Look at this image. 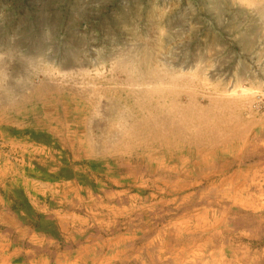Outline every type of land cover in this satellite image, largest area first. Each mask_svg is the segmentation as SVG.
<instances>
[{
	"label": "rangeland",
	"instance_id": "1",
	"mask_svg": "<svg viewBox=\"0 0 264 264\" xmlns=\"http://www.w3.org/2000/svg\"><path fill=\"white\" fill-rule=\"evenodd\" d=\"M263 89L264 0H0V264H264Z\"/></svg>",
	"mask_w": 264,
	"mask_h": 264
},
{
	"label": "bare ground",
	"instance_id": "2",
	"mask_svg": "<svg viewBox=\"0 0 264 264\" xmlns=\"http://www.w3.org/2000/svg\"><path fill=\"white\" fill-rule=\"evenodd\" d=\"M146 60H147V59H146ZM125 61H126V60H125ZM119 62H120V61H119ZM119 62H118V64H119ZM123 62H124V61H123ZM126 62L128 63V61H126ZM133 62H134V61H133ZM148 62H149V61H148ZM174 62H175V61H174ZM174 62H173V63H174ZM143 63H144V62H143ZM118 64H117V65H118ZM124 64H125V63H124ZM131 64H132V63H131ZM119 65H121V62H120ZM128 65H129V64H128ZM129 67H130V66H129ZM131 67H132V65H131ZM134 67H135V66H134ZM138 67H139V66H138ZM138 67H137V68H138ZM146 67H147V66H146ZM169 67H170V66H169ZM117 68H119V67H117ZM125 68H126V67H125ZM143 68H144V67H143ZM129 69H130V68H129ZM149 69H150V68H149ZM136 70H137V69H136ZM138 70H139V69H138ZM138 70H137V71H138ZM140 70H141V69H140ZM119 71H121L122 73L124 72V71H122V70H120V69H119ZM143 72H144V71H143ZM143 72H142V73H143ZM145 72H146V71H145ZM157 72H158V71H157ZM129 73H130V72H129ZM138 73H139V72H138ZM164 73H165V72H164ZM135 74H136V73H135ZM144 74H145V73H144ZM159 74H160V73H159ZM159 74H158L157 76H161V75H159ZM129 75H130V74H129ZM133 75H134V74H133ZM145 75H146V74H145ZM165 75H166V74H165ZM167 75H168V74H167ZM167 75H166V76H167ZM169 75H170V74H169ZM124 76H128V75L125 74ZM138 76H140V74H139ZM142 76H143V75H142ZM147 76H148V75H147ZM157 76H156V77H157ZM162 76H163V75H162ZM170 76L172 77L173 74H171ZM135 77H136V76H135ZM152 77H153V75H152ZM154 77H155V76H154ZM167 77H168V76H167ZM140 78H141V77H139V79H140ZM145 78H146V77H145ZM173 78H174V77H173ZM143 79H144V78H143ZM153 79H154V78H153ZM159 79H160V78H159ZM159 79H158V80H159ZM124 80H125V79H124ZM140 80H141V79H140ZM161 80H163V79H161ZM161 80H160V82H161ZM167 80H168V79H167ZM120 81H121V80H120ZM145 81H146V80H145ZM174 81H175V79H174ZM131 82H132V81H131ZM133 82H134V81H133ZM143 82H144V81H142L141 85H140V84H139V85L142 86V85L144 84ZM148 82H149V81H148ZM148 82H145V83H148ZM150 82H151V81H150ZM119 83H120V82H119ZM135 83H136V81H135ZM155 83H156V81H155ZM161 83H162V82H161ZM124 84H125V86H126V83H124ZM124 84H123V85H124ZM127 84H128V83H127ZM129 84H130V83H129ZM131 84H132V83H131ZM131 84H130V85H131ZM133 84H134V83H133ZM137 84H138V82H137ZM158 84H160V83H158ZM164 84H165V83H164ZM168 84H169V83H168ZM134 85H136V84H134ZM154 85H155V84H154ZM161 85H163V84H161ZM165 85H166V84H165ZM146 86H147V85H146ZM149 86H150V84H149ZM168 86H169V85H168ZM168 86H166V87H168ZM142 87H143V86H142ZM142 87H141V88H142ZM151 87H152V86H151ZM154 87H156V86H154ZM134 89H138V88H134ZM139 89H140V88H139ZM143 89H144V88H143ZM148 89H149V87H148ZM155 89H156V88H155ZM157 89H158V88H157ZM127 90H128V89H127ZM8 91H9V90H8ZM141 91H142V90H141ZM144 91H145V89H144ZM147 91H148V90H147ZM156 91H157V90H156ZM158 91H161V90H158ZM175 91H176V90H175ZM9 92H10V91H9ZM11 92H12V91H11ZM173 92H174V91H173ZM6 93H7V92H6ZM131 93H132V90H131ZM138 93H139V92H138ZM157 93H159V92H157ZM127 94H128V93H127ZM133 94H134V93H133ZM141 94H142V92H141ZM145 94H146V93H145ZM150 94H151V93H150ZM150 94H148V95H150ZM125 95H126V94H125ZM134 95H135V94H134ZM139 95H140V94H139ZM139 95H138V96H139ZM142 95H143V94H142ZM157 95H158V94H157ZM167 95H168V94H167ZM180 96H181V95H180ZM136 97H137V95H136ZM140 97H141V96H140ZM163 97H164V96H163ZM185 97H186V96H185ZM185 97H184V98H185ZM187 97H188V96H187ZM132 98H133V97H132ZM149 98H150V97H149ZM155 98H156V97H155ZM155 98H154V99H155ZM165 98H166V96H165ZM127 99H128V98H127ZM129 99H130V98H129ZM135 99H137V98H135ZM147 99H148V98H147ZM147 99H146V100H147ZM160 99H161V98H160ZM193 99H194V98H193ZM132 100H133V99H132ZM146 100H145V101H146ZM149 100H150V99H148V102H150ZM155 100H156V99H155ZM161 100L163 101V99H161ZM170 100H171V99H170ZM172 100H174V99L172 98ZM191 100H192V99H191ZM135 101H136V100H135ZM141 101H142V100H141ZM141 101H140V103H141ZM143 101H144V100H143ZM185 101H186V100H185ZM180 102H181V100H180ZM188 102H189V101H188ZM188 102H187V103H188ZM140 103H139V104H140ZM144 103H146V102H144ZM178 103H179V102H178ZM124 104H125V103H124ZM133 104H134V103H133ZM136 104H137V103H136ZM139 104H138V105H139ZM184 104H186V102H185ZM192 104H193V103H192ZM145 105H146V104H145ZM159 105H160V104H159ZM159 105H158V106H159ZM165 105H166V104H165ZM190 105H191V104H190ZM143 106H144V105H143ZM147 106H148V105H147ZM150 106H151V103H150ZM160 106H161V105H160ZM166 106H167V105H166ZM166 106H165V107H166ZM179 106H180V105H179ZM186 106H187V105H186ZM188 106H189V105H188ZM193 106H194V105H193ZM126 107H127V106H126ZM136 107H137V106H136ZM136 107H135V109H136ZM161 107H162V106H161ZM167 107H168V106H167ZM176 107H177V106H176ZM194 107H195V106H194ZM117 108H119V107H117ZM137 108H138V107H137ZM145 108H146V106H145ZM155 108H156V107H155ZM155 108H154V109H155ZM158 108H159V107H158ZM177 108H179V107H177ZM181 108H182V107H181ZM183 108H184V107H183ZM143 109H144V108H143ZM185 109H186V108H185ZM190 109H191V108H190ZM196 109H197V108H196ZM196 109H195V111H196ZM119 110H120V108H119ZM129 110H130V109H129ZM131 110H132V109H131ZM139 110H142V109L139 108ZM146 110H147V109H146ZM146 110H145V111H146ZM148 110H149V109H148ZM164 110H165V109H164ZM178 110H179V109H178ZM178 110H177V111H178ZM182 110H183V109H182ZM197 110H198V109H197ZM142 111H143V110H142ZM149 111H150V110H149ZM149 111H148V112H149ZM191 111H192V110H191ZM199 111H200V110H199ZM128 112H130V111H128ZM162 112H165V111H162ZM122 113H123V112H122ZM124 113H125V112H124ZM131 113H132V111H131ZM131 113H129V114H131ZM141 113H142V112H141ZM153 113H154V112H153ZM157 113H158V112H157ZM159 113H160V112H159ZM185 113H186V112H185ZM192 113H193V111H192ZM198 113H199V112H198ZM200 113H201V112H200ZM135 114H136V112H135L134 114H132V115H135ZM149 114L151 115L152 113L150 112ZM155 114H156V111H155ZM161 114H162V113H161ZM166 114H167V113H166ZM171 114H173V113H171ZM176 114H177V113H176ZM194 114L196 115V113H194ZM194 114H193V115H194ZM145 115H146V114H145ZM147 115H148V114H147ZM147 115H146V116H147ZM153 115H154V114H153ZM179 115H182V114L180 113ZM189 115H191V114H189ZM114 116H115V115H114ZM146 116H144V117H146ZM167 116H168V115H167ZM171 116H172V115H171ZM171 116H170V117H171ZM197 116H198V115H197ZM144 117H141V119L144 118ZM147 117H150V116H147ZM153 117H154V116H153ZM157 117H158V116H157ZM163 117H164V116H163ZM176 117H178V116H176ZM185 117H186V116H185ZM115 118H116V116H115ZM115 118H113V120H114ZM131 118H132V117H131ZM138 118H139V117H138ZM138 118H137V119H138ZM151 118H152V117H151ZM159 118H160V117H159ZM182 118H184V116H182ZM182 118H181V119H182ZM202 118H203V117H202ZM202 118H201V119H202ZM117 119H118V118H117ZM129 119H130V118H129ZM147 119H148V118H147ZM153 119H156V117H154ZM164 119H165V118H164ZM173 119H174V118L172 117V119H170V120L173 121ZM184 119H185V118H184ZM186 119H187V118H186ZM132 120H135V119H132ZM132 120H131V121H132ZM151 120H152V119H151ZM159 120H160V119H159ZM159 120H157V121L159 122ZM170 120H169V118L167 117V122H170ZM179 120H180V119H179ZM189 120H190V123H192V122H191L192 119L189 118ZM193 120H194V119H193ZM198 120H199V118H198ZM218 120H219V119H218ZM116 121H118V120H116ZM122 121H123V120H122ZM138 121H139V120H138ZM149 121H150V120H149ZM153 121H154V120H153ZM163 121H164V120H163ZM180 121L182 122V120H180ZM200 121H201V120H200ZM210 121H211V120H210ZM118 122H119V121H118ZM125 122H126V121H125ZM128 122H129V120H128ZM135 122H136V121H135ZM154 122H156V121H154ZM181 122H180V123H181ZM186 122H187V121H186ZM196 122H197V121H196ZM123 123H124V122H123ZM142 123H143V122H142ZM144 123H145V122H144ZM160 123H161V122H160ZM170 123H171V122H170ZM173 123H174V122H173ZM175 123H176V121H175ZM177 123H178V121H177ZM190 123H189V124H190ZM211 123L213 124V122H211ZM219 123H220V122H219ZM130 124H131V123H130ZM146 124H147V123H146ZM149 124H150V123H149ZM152 124H154V123H152ZM189 124H188V125H189ZM193 124H195V122H194ZM193 124H192V125H193ZM198 124H199V123H198ZM208 124H209V122H208ZM208 124H207V125H208ZM236 124H237V123H236ZM127 125H128V124H127ZM132 125H133V124H132ZM142 125H143V124H142ZM162 125H165V124H162ZM169 125H170V124H169ZM175 125H176V124H175ZM180 125H181V124H180ZM180 125H179V126H180ZM182 125H184V124H182ZM218 125H219V124H218ZM220 125H221V124H220ZM135 126H136V125H135ZM170 126L172 127V125H170ZM177 126H178V125H177ZM184 126H186V125H184ZM184 126H183V128H184ZM189 126H190V125H189ZM199 126H201V125H199ZM123 127H124V126H123ZM125 127H126V126H125ZM132 127H133V126H132ZM143 127H144V126H143ZM180 127L182 128V126H180ZM187 127H188V126H187ZM190 127H191V126H190ZM190 127H189V128H190ZM193 127H194V126H193ZM196 127H197V126H196ZM212 127H213V126H212ZM226 127H227V126H226ZM168 128H169V127H168ZM174 128H175V127H174ZM202 128H203V127H202ZM206 128H207V127H206ZM125 129L128 130V128H125ZM125 129H124V130H125ZM169 129H170V128H169ZM169 129H165L164 126H160V125L158 126V124L153 125V126L151 127V134H152V136H151L152 138H151V139H152V141L155 142L154 144H158V145H159L160 147H162V149H163V150H157L158 153L165 152V150H168V149H169V146H168V140H169V138H168V136L171 135L170 132H172V131H170L171 129H170V130H169ZM184 129L186 130V127H185ZM194 129H195V128H194ZM198 129H200V127H199V128H196L195 130H198ZM203 129H204V128H203ZM231 129H232V128H231ZM122 130H123V129H122ZM182 130H183V129H182ZM182 130H181V131H182ZM187 130L189 131V129H187ZM190 130H191V129H190ZM130 131H131V130H130ZM132 131H134V130H132ZM142 131H143V130H142ZM149 131H150V130H149ZM175 131H176V130H175ZM179 131H180V130H179ZM183 131H184V130H183ZM204 131H205V130H203V133H204ZM212 131H213V130H212ZM125 132H126V131H125ZM135 132H136V130H135ZM137 132H138V130H137ZM193 132H194V131H193ZM197 132H198V131H197ZM201 132H202V131H201ZM201 132H200V133H201ZM109 133H110V132H109ZM128 133H129V132H128ZM139 133H140V132H139ZM172 133H173V132H172ZM181 133H182V132H181ZM194 133H195V132H194ZM144 134H145V133H144ZM151 134H150V135H151ZM177 134L179 135V133H177ZM192 134H193V133H192ZM198 134H199V132H198ZM132 135H133V133H132ZM148 135H149V134H148ZM174 135L176 136V134H174ZM185 135L188 136L189 134L187 135V134L185 133ZM193 135H196V133L193 134ZM202 135H203V134H202ZM128 136H129V135H128ZM172 136H173V135H172ZM189 136H190V135H189ZM199 136H200V134H199ZM204 136H205V135H204ZM219 136H221V135H219ZM145 137H146V136H145ZM149 137H150V136H149ZM166 137L168 138V140H166ZM178 137H179V136H178ZM182 137H183V135H182ZM190 137H192V136H190ZM197 137H198V136H197ZM197 137L195 136V138H197ZM200 137H201V136H200ZM121 138H122V137H121ZM128 138H129V137H128ZM135 138H136V137H135ZM193 138H194V137H193ZM198 138H199V137H198ZM235 138H236V137H235ZM130 139H131V138H130ZM140 139H141V138H140ZM182 139H183V138H182ZM185 139H186V138H185ZM187 139H188V138H187ZM203 139H204V138H203ZM171 140H172V139H171ZM177 140H178V139H177ZM193 140H195V139H193ZM196 140H197V139H196ZM196 140H195V142H196ZM198 140H200V139H198ZM119 141H120V140H119ZM133 141H136V140H133ZM133 141H132V142H133ZM140 141H141V140H140ZM180 141H181V140H180ZM189 141H190V140H189ZM169 142H170V141H169ZM174 142H176V141H174ZM186 142H188V141L186 140ZM192 142H193V141H192ZM125 143H126V142H125ZM140 143H141V142H140ZM152 143H153V142H152ZM196 143H197V142H196ZM110 144H111V143H110ZM187 144H188V143H187ZM197 144H198V143H197ZM141 146H142V145H141ZM148 146H149V145H148ZM154 146H155V145H154ZM173 146H174V143H173ZM127 147H128V146H127ZM150 147H151V146H150ZM163 147H164V148H163ZM144 149H145V148H144ZM153 149H154V148H153ZM159 149H160V148H159ZM171 150H173V149H171Z\"/></svg>",
	"mask_w": 264,
	"mask_h": 264
},
{
	"label": "built area",
	"instance_id": "3",
	"mask_svg": "<svg viewBox=\"0 0 264 264\" xmlns=\"http://www.w3.org/2000/svg\"><path fill=\"white\" fill-rule=\"evenodd\" d=\"M248 109L254 113L264 114V89L253 94Z\"/></svg>",
	"mask_w": 264,
	"mask_h": 264
},
{
	"label": "crops",
	"instance_id": "4",
	"mask_svg": "<svg viewBox=\"0 0 264 264\" xmlns=\"http://www.w3.org/2000/svg\"><path fill=\"white\" fill-rule=\"evenodd\" d=\"M9 248H10L9 243H6L0 246V251H2L1 257H9Z\"/></svg>",
	"mask_w": 264,
	"mask_h": 264
}]
</instances>
